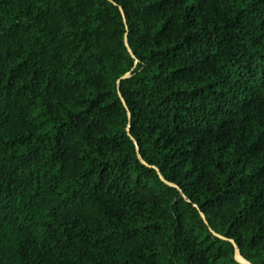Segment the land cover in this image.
I'll return each mask as SVG.
<instances>
[{"label":"trees","instance_id":"1","mask_svg":"<svg viewBox=\"0 0 264 264\" xmlns=\"http://www.w3.org/2000/svg\"><path fill=\"white\" fill-rule=\"evenodd\" d=\"M110 1L0 0V264H264V0Z\"/></svg>","mask_w":264,"mask_h":264},{"label":"water","instance_id":"2","mask_svg":"<svg viewBox=\"0 0 264 264\" xmlns=\"http://www.w3.org/2000/svg\"><path fill=\"white\" fill-rule=\"evenodd\" d=\"M108 1H110V0H108ZM110 2H111V1H110ZM121 14H122V17H123V19H124V13H123L122 11H121ZM126 48H127L128 53L133 57V54H132V52H131L129 46L127 45V43H126ZM127 76H128V75H127ZM127 76H124L122 79H125ZM134 145H135V148H136V152H137V154H139V149H138V145L136 144V142H134ZM164 183H166L167 185H170L169 183H167V182H165V181H164ZM200 216H201V218H202L203 220H205V219H204V216L202 215V213H200ZM231 243H233V242L231 241ZM235 259H236V261H238L240 264H249L248 262H246L245 260H243V259L240 257V255H239L238 253H236Z\"/></svg>","mask_w":264,"mask_h":264}]
</instances>
